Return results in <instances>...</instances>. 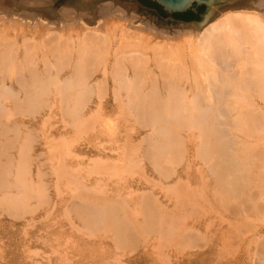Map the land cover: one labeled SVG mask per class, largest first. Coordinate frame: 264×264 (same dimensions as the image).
<instances>
[{
	"label": "bare ground",
	"instance_id": "1",
	"mask_svg": "<svg viewBox=\"0 0 264 264\" xmlns=\"http://www.w3.org/2000/svg\"><path fill=\"white\" fill-rule=\"evenodd\" d=\"M217 7L203 22H185L161 19L154 11L142 9L135 0H0V140L2 141L0 208L3 207L4 211L14 217H24L28 212L32 213L35 210L31 209L33 200L39 203L44 201V205L50 202L52 192H49L48 180H50L49 184L54 181L55 188L60 194L58 197L66 192L64 188L61 189L62 185L65 186V182L72 184V187L80 184L81 187H77L76 191L69 186V192L72 190L69 195L72 194L73 198L72 203L67 201L72 204L69 212H75L91 231L103 230L107 238L118 247L136 246L139 239L148 240L147 238L150 239L152 235L155 239H159L156 235L167 236L169 239V236L177 232V226L174 225L177 217L175 215L181 211L182 206L181 208L179 206L180 211L175 212L173 216L166 213L169 212L168 210L165 209L164 212L162 207L161 209L155 205V200L147 193L142 195L144 192L142 190L139 192L138 186L135 190L142 192L139 196L140 200L138 197L131 199L132 201L128 200L130 196L126 195L128 193L123 194L128 197L125 199L121 193L124 188L134 184L139 185L143 179L148 178L149 173H144L143 168L140 167L142 161H147L155 170V174L158 172L161 178L174 177L176 180L186 178L184 181L186 185L187 180V193L186 190L183 192L186 193L185 203L189 209L185 207L190 213L197 212L200 206L203 207L200 208L203 212L198 222H191L193 226H202L203 223H211L219 219L220 231L221 228L235 229L233 236L235 241L226 240L227 242L222 241L219 245L222 248H226L228 244L238 247L242 254L240 257H235L237 261L243 260V263H247L254 260V264H264V0L229 1L223 6V13L218 12ZM90 104L99 107L97 112L91 114L93 108L88 106ZM108 106L114 107L110 113L115 118L130 122L129 118L133 117L132 119H135L131 122L133 126L151 128L148 129V136L145 133L146 145L141 144L138 138L139 145H143L139 148L138 143L136 146L134 144L130 146L123 142V145L128 147L125 157L119 153L110 155L106 151L108 149L104 148L105 156H119V159L111 163L110 158L98 160L96 157L92 164H88L91 166L90 169L82 166L88 169L87 176L83 177L77 171L82 168L80 165L83 163L80 164V161L83 160L81 157L83 150H79V153L75 152L73 144L77 145V135L86 131L91 139L100 138L97 134H92L91 130L98 128V124L96 126L98 114L101 108ZM86 107L89 109L87 110ZM45 108L48 110L45 113L49 117L57 116L55 114L61 115H59L60 120L65 122V127L62 122L61 128L68 130L65 132H69L70 135L68 133L67 136L59 137L62 141L68 142L64 145V150H60L63 151L62 153H57V150L55 151L57 155L52 152L54 156H49L51 152L47 151L49 157L47 155L46 157L51 163L48 164V170L45 171L41 167L36 169L37 166L35 169L38 172L33 173L32 165L38 162V159L32 161L29 146L31 143L28 144L26 141L29 132H25L26 135L22 132L23 127L29 122L25 123L24 120L17 119L16 114L29 118L30 115L35 116V112ZM101 117L103 118L102 115ZM46 119L44 120L47 122L49 119ZM59 122L52 123L59 124ZM106 122L109 123L104 121L105 124ZM42 124L36 125L40 129V126L43 127ZM30 125L29 128L34 126L33 123L32 127ZM113 125L114 123L112 127ZM109 126L108 128H111ZM117 126H120V123ZM136 126L125 128V131L126 129L134 131ZM101 131L104 134L102 129ZM11 132L13 136L9 135ZM39 132L41 133L40 130ZM44 132L45 126L43 134ZM133 135L128 134L126 143L129 139L130 141L133 139ZM115 136L117 137L115 133H111L110 139L114 140ZM142 136L144 137V134ZM44 139L45 143L47 139ZM122 140L125 141V137ZM50 142L47 141L45 144H48L45 146ZM100 147L89 146L87 151L91 152ZM16 148L19 151L14 154L12 150L15 151ZM117 150L115 152H118ZM41 159L43 160L42 157ZM122 159L127 162L126 165ZM119 160L123 161V166ZM89 161L91 159L87 163ZM117 161L120 162L119 167ZM182 162L185 163L182 171L173 168L172 165L178 164L179 167ZM127 165H130V168ZM137 165L142 171L137 170L139 176L136 173L134 176L138 178H135L131 176V172H136ZM41 166L43 167L44 164ZM113 172L116 176H119L118 173L123 176L125 173V176L119 181L118 177H112ZM92 174L96 176L92 177ZM47 175H52L54 178L46 180ZM82 179L94 183L92 188L87 189V182L83 184ZM150 180L153 182V179ZM181 181L183 186L184 182ZM105 182L115 183L112 191L107 190L110 193L106 190L103 192L106 188L103 185ZM172 183L167 184L172 185ZM181 186L179 185V188ZM66 187L68 189V186ZM142 187L140 189H144L146 185ZM55 188L54 193L57 195ZM159 189L164 191L163 188ZM131 192L134 195L133 191ZM176 198L178 201V197ZM130 201L132 207L129 205ZM51 203H54V200H51L48 206L51 207ZM69 203L64 206L67 207ZM43 207L41 206L40 209L43 210ZM140 207L144 209L143 213L136 215ZM171 209L173 210L174 207ZM37 211L38 208L35 212ZM193 212L192 215L199 214ZM2 216L4 217V214ZM137 216L142 217L139 219ZM189 217L192 218L191 215ZM181 219L183 218L179 220ZM27 220L25 217L24 221L28 224ZM225 220L228 222L225 223ZM48 225L44 221V230ZM182 226L185 228L184 225ZM25 227L21 226V229ZM65 228L62 230L65 231ZM76 230L75 232H78V229ZM184 230L183 233L186 231ZM89 234L88 232L86 237H93L91 235L95 233ZM187 237H183L186 242L190 240V237ZM194 237L197 239L195 235ZM154 238L151 240L154 241ZM223 238L225 240V237ZM152 246L151 248L156 247V245ZM108 248L110 249V245ZM146 248L145 246L143 249ZM73 251H77L75 256L72 254L67 256L64 253L65 256L62 258L68 259L67 263L121 264L124 262L120 261L119 256V259L110 261L111 257L107 254L90 257L91 249L74 248ZM123 253L125 254L126 250ZM157 253L158 251L155 252V256ZM114 254L118 255V253ZM152 255L154 256V253ZM220 259L224 258L220 257ZM231 260L228 262H232ZM161 262L163 263L162 260Z\"/></svg>",
	"mask_w": 264,
	"mask_h": 264
},
{
	"label": "rangeland",
	"instance_id": "2",
	"mask_svg": "<svg viewBox=\"0 0 264 264\" xmlns=\"http://www.w3.org/2000/svg\"><path fill=\"white\" fill-rule=\"evenodd\" d=\"M229 1H233V0H229ZM228 1V2H229ZM135 2H137V4H138V6H140V7H142V9L144 8L146 11H154L157 15H159L160 16V18L161 19H170V20H176L175 18H173V17H167V18H164V17H162L159 13H157L154 9H150V8H147V7H145V6H143V5H141L137 0H135ZM227 3V2H226ZM224 5H226V4H221V5H219L218 7H217V11L218 12H220L221 11V13H223V6ZM222 6V7H221ZM149 9V10H148ZM173 18V19H172ZM184 21V20H183ZM193 21V20H192ZM194 21H196V20H194ZM199 22H203V21H199ZM92 104H90V105H88L89 107H91V108H93V112H91V114L92 113H95V112H97V110H98V108H97V106L95 105H93V106H91ZM89 107L87 108L86 107V109L88 110L89 109ZM116 107V106H115ZM96 108V111H94V109ZM101 108V107H100ZM112 108H114L113 106H108V107H103V108H101V110H100V114H98L99 116H98V118H97V122H96V126H97V124H98V128L97 129H95L94 131L93 130H91V133L92 134H97L100 138H97V139H91V137H90V135L88 134V132L86 133H82L81 135L80 134H78L77 135V137H76V141H77V145H75V143L73 144L74 145V147L76 148H74V151L75 152H77V153H79L78 151L79 150H83L81 153H82V155H81V157H83L82 159L83 160H81L80 161V164H84V163H86L87 165L89 164H92L93 163V161L95 160L94 158H96V157H98V158H96V159H98V160H101V158L103 159V158H105L104 160H108V158H110V160H111V163L114 161V160H117V159H119V156H117V157H109V156H105L106 154H105V152H103V149L104 148H106V149H108V150H106V151H108V153H110V155H118V153L119 154H123L124 155V157L126 156L125 154H126V150H127V146L126 145H130V146H132L133 144L136 146L137 145V143H138V148L139 147H142L143 145H146V140H144V138L145 137H147L149 134V130H151V128L150 127H142V126H136V125H134V126H136L135 127V129H133L134 131H132V129H130V130H128V129H126V131H125V128H129V127H134L133 126V123H131V122H134L135 121V119L133 120L132 118L133 117H130L129 118V120H130V122L129 121H126V120H121V119H117V118H115L113 115H111V111H112ZM45 109H46V111H45ZM45 109H42V110H40L39 112H35L34 114H35V116L32 114V115H30L29 116V118H28V116L27 117H22V116H20V114L18 115V114H16V118L17 119H22V120H24L25 121V123H27V122H29V123H27L26 124V126H24L23 127V130H22V132H29L27 135H28V137H27V143L29 142V143H31L29 146L31 147V150H30V153H31V158H32V161H37V159H38V162H32L33 163V165L32 166H34V167H32L33 169V173H37L38 172V170H36V169H38L39 167H41V169H44L45 171L46 170H48V168L47 167H49V165L51 164L50 163V161H48L47 160V157H46V155L48 154V152H51L50 153V155L49 156H54V154L56 153L55 151H57V153H62L60 150H64V145L65 144H67L68 142H64V141H62L61 140V138H59V137H61V136H65L66 134H68V133H66L68 130H66V132H65V130H63V128L65 127V122H63V120H60V114H55V115H57V116H55V115H52V116H55V117H49V116H47L46 115V113L45 112H47L48 110H47V108H45ZM44 110V111H43ZM104 110V111H103ZM103 111V112H102ZM42 112V113H41ZM57 113V112H56ZM110 113V114H109ZM38 114V115H37ZM40 114H43V115H40ZM89 114V113H88ZM87 114V115H88ZM103 114H105V115H103ZM107 114H109V115H107ZM40 115V116H39ZM60 115V116H59ZM101 115L103 116V118L101 117ZM32 116V117H31ZM38 116V117H37ZM42 116V117H41ZM45 116V117H44ZM88 116H90V114L88 115ZM107 117V119H106V117ZM35 117V118H34ZM57 117H58V119H57ZM113 117L115 118V119H113ZM37 118V119H36ZM40 118H42L43 120V122L41 121V119ZM45 118H47V119H52V120H48L47 122L44 120ZM62 118V117H61ZM101 118H102V120H101ZM36 119V120H35ZM38 119H40V120H38ZM46 119V120H47ZM104 119H106V120H104ZM110 119H112V121L110 120ZM132 120V121H131ZM27 121V122H26ZM38 121V122H37ZM60 121V122H59ZM98 121H101V122H98ZM104 121H108L109 123H107V124H105L104 123ZM113 121H115V122H113ZM124 121H125V123H124ZM52 122H54V123H58L59 122V124H54V123H52ZM62 122L64 123V127L63 128H61L62 126H63V124H62ZM103 122V123H102ZM111 122V123H110ZM117 122V124L119 125V123H120V126H117V124H115ZM128 122H129V124H128ZM32 123H33V125L34 126H37V125H41V123H43L42 125H43V129H44V126H45V132H44V134H43V129L41 128V126H40V129H39V127L37 126V127H35L34 128V126L32 125ZM39 123V124H38ZM47 123V124H46ZM51 123V124H50ZM112 123H114V125H113V127H112ZM33 126H31V125ZM37 124V125H36ZM50 124V125H49ZM53 124L55 125V126H53ZM111 125V126H109V125ZM123 124V125H122ZM124 124H125V126L126 127H124L123 128V126H124ZM127 124V125H126ZM136 124V123H135ZM29 125H30V127H32V128H29ZM52 125V126H51ZM104 125H106V126H104ZM49 126H50V128H49ZM95 126V127H96ZM100 126H104V127H100ZM108 126L109 127H111V128H108ZM128 126V127H127ZM54 127V128H53ZM57 127H58V129H57ZM118 127V128H117ZM28 128V129H27ZM99 128H100V130H99ZM121 128L124 130V132H123V130H121ZM142 128V129H141ZM144 128V129H143ZM35 129H37V130H35ZM41 131V133L43 134H41L40 132H39V130ZM42 129V130H41ZM49 129V130H48ZM60 129H62V130H60ZM101 129L103 130V133L104 134H102V131H101ZM110 129V130H109ZM118 129V130H117ZM149 129V130H148ZM33 130V131H32ZM48 130V131H47ZM51 130V131H50ZM53 130H55V132L53 131ZM110 131V133H108V132H106L105 133V131ZM139 130V131H138ZM143 130V131H142ZM34 131H36V133H37V135H36V133H34ZM120 131L123 133H120ZM127 131H129V133H127ZM132 131V132H131ZM136 131V132H135ZM148 131V132H147ZM33 132V133H32ZM46 132L48 133V134H46ZM118 132V133H117ZM24 133H23V135H24ZM32 133V134H31ZM55 133V134H54ZM100 135H99V134ZM111 133H115V135H117V137L115 136V138H114V140H111L110 139V134ZM141 133V134H140ZM144 134V137L142 136L143 134ZM145 133H146V135H145ZM33 134H35V135H33ZM85 134V135H84ZM122 134V135H121ZM128 134L129 135H133V134H135V135H133V139L130 141V139L128 140V143H126V139H127V136H128ZM9 135H12L13 136V132H11V133H9ZM25 135H26V133H25ZM34 137H33V136ZM69 135H70V133H69ZM68 135V136H69ZM109 135V136H108ZM124 135V136H123ZM44 136V137H43ZM67 136V135H66ZM88 136V137H87ZM103 136V137H102ZM105 136V137H104ZM41 137H43V139L45 138V139H47V141H48V143L50 142V141H53L54 140V142H50V148L48 147V146H45V145H47V144H45L47 141L45 140V143L43 142V139L41 138ZM83 137V138H82ZM124 137H125V141L124 140H122V139H124ZM29 138V139H28ZM34 138V139H33ZM89 138V139H88ZM118 138H119V140H118ZM137 138H138V140L140 139V143L141 144H143L142 146H140L139 145V142H138V140H137ZM143 138V139H142ZM37 139V140H36ZM50 139H52V140H50ZM60 139V140H59ZM84 139V140H83ZM107 139V140H106ZM122 141H121V140ZM35 140V141H34ZM42 140V141H41ZM60 142H59V141ZM96 140V141H95ZM99 140V141H98ZM106 140V142H103V141H105ZM117 140V141H116ZM142 140V141H141ZM33 141V142H32ZM40 141V142H39ZM56 141V142H55ZM58 141V142H57ZM62 141V142H61ZM79 141V142H78ZM84 141V142H83ZM98 141V142H97ZM120 141H121V144H120ZM135 141H136V144H135ZM1 140H0V146H1ZM35 142V144H32V143H34ZM39 142V143H38ZM81 142H82V144H81ZM103 142V143H102ZM107 142H111L110 144L109 143H107ZM126 144L125 146L123 145L124 143ZM130 142H132V143H130ZM143 142V143H142ZM28 143V144H29ZM37 143H38V145H39V147H38V145H37ZM52 143V144H51ZM57 143V144H56ZM62 143V144H61ZM102 145H101V144ZM104 143H106V144H104ZM130 143V144H129ZM61 145V146H59V145ZM84 144V145H83ZM117 144V145H116ZM35 145H37V146H35ZM44 145V146H43ZM93 145H97L98 147H100V148H95L94 150H92L91 152L90 151H87V150H89V146L90 147H92ZM119 145H121V147L119 146ZM122 145H123V147H122ZM33 146V147H32ZM80 146H82V148L80 147ZM119 146V147H118ZM35 147H37V148H35ZM47 147H48V149H47ZM78 147V148H77ZM33 148L35 149L34 151H33ZM118 148H120L119 150H117ZM121 148H123V149H121ZM15 149V148H14ZM14 149L12 150V152H14V154H15V152L16 153H18V148H16V150L14 151ZM46 149V150H45ZM110 149V150H109ZM77 150V151H76ZM113 150H114V152L117 150L118 152H113ZM120 150H123V152L121 151L120 152ZM38 151H40V152H38ZM42 151V152H41ZM48 151V152H47ZM86 151V152H85ZM95 151H97V153H95ZM111 151V152H110ZM40 153V154H38V153ZM46 153V154H44V153ZM54 154H53V153ZM36 153V154H35ZM117 153V154H116ZM37 154H38V156H37ZM42 154V155H41ZM43 154H44V156H43ZM86 154V155H85ZM36 155V157L34 158V156ZM41 155V156H40ZM55 155H57V154H55ZM101 155V156H100ZM48 156V155H47ZM48 156V157H49ZM105 156V157H104ZM41 157L43 158V160L45 161H43L42 159H41ZM80 157V158H81ZM92 157H93V160H92ZM122 157V156H121ZM4 159H5V156L3 157ZM45 158V159H44ZM85 158V159H84ZM100 158V159H99ZM34 159V160H33ZM89 159H91V161H89V163H87L88 162V160ZM39 160H41V161H39ZM123 160V159H122ZM119 161H121V160H119ZM119 161H117V166L119 165ZM123 161H125V160H123ZM123 161H121L122 163H121V165L123 166ZM41 162V163H40ZM92 162V163H91ZM43 165L44 164V166L42 167L41 165ZM43 163V164H42ZM50 163V164H49ZM126 161L124 162V165H126ZM49 164V165H48ZM80 165L81 167L82 166H85V168H88V169H90V167L91 166H87V165ZM46 165V166H45ZM144 165H147V166H144ZM176 165H177V167H176ZM38 166V167H37ZM120 166V165H119ZM118 166V167H119ZM128 167L130 166V165H127ZM138 166V165H137ZM173 166V168H177L178 170H183V167L185 166V163L184 162H182V164L180 165L179 164V167H178V164H175V165H172ZM35 167H37L36 169H35ZM140 167H142L143 169V172L145 173H149L148 174V178L145 180V179H143L141 182V184H139V185H137V184H134V185H131L130 187L133 189H129L130 187H127V188H124L123 190H122V195L123 194H125V193H128V194H126L127 196L128 195H130L129 196V199H128V197L126 196H124L123 195V197H125V199H128V200H131V199H137V197L139 198V200H140V198L141 197H139V196H141V193L142 192H144V193H142V195H144V194H146L147 193V195L151 198H153L154 200H155V205H157V206H159L160 208L162 207L163 208V211L164 212H166V210H168L169 212H166L167 214H169V215H175V212L177 213V211H180V208H181V206H182V208H183V210H185L184 212H183V210H182V208H181V211L179 212V213H177V215H175V217H176V222L174 223V225H175V227L177 228V232H176V234L177 233H179V228H181L180 229V233H182V234H177L178 236H180V238H178V236L176 237V234H174L173 236H169V239H168V237L167 236H160V235H158V237H157V235H156V238H159V239H155L153 236L154 235H152V236H150V239L149 238H147L148 240H146V238H144L145 240H143V238L142 239H139V241L136 243V246H130V245H123V246H120V247H118L117 245H116V243H114L110 238H107V235L106 234H104L105 232L103 231V230H99V229H97V230H95V231H91L90 229H88L85 225H84V223L76 216V214H75V212H69V209H70V206L72 205L71 203H72V201H73V198H72V194L71 195H69V193H72L71 191L73 190H77V187H81V186H79L80 184H77V185H73L74 187H72V184H70L69 185V182H65V186H68V189H67V187L65 188V186L64 185H60L61 186V189H65V191L67 192L68 191V195L66 194V192L64 193V194H66V195H64V194H62V196H59L58 197V195H60V194H58V192H57V190H56V188H55V183H53L54 181H51V184H49V182H50V180H48L49 178L51 179H53L54 178V176H52V175H50V176H46L45 178H46V180H48V189H49V192L51 193V197H54V198H52L51 199V197H50V202H51V200L53 201L54 200V203H51V207L50 206H48V205H50L49 203H47L46 205H44V201H42L43 203H39V202H36L35 200H33V202H32V206H31V209L32 210H34V211H32V213L31 212H28L27 214H25L24 215V217H14L13 215H11L10 213H8V212H6V211H4V209H3V207H1L0 208V216H1V218H0V264H58V262H59V264H74V263H71V262H68L67 263V261L66 260H68V259H63L62 257L63 256H65V254H67V256H69L70 254H72V255H74L75 256V253L77 252H75V251H73V249L74 248H78V249H82V250H84V249H87V250H90L91 249V253L89 254V256L90 257H97V256H105L106 254L107 255H110V261H114L116 258L117 259H121L120 261L121 262H123L124 264H245L246 262H244L243 263V260L241 261H237L236 260V258L235 257H240L241 256V254H242V252H241V250L238 248V247H235V246H233V245H231V244H228V246L226 247V248H222L219 244H221V242L222 241H235V237H233L234 235H235V229L233 230V229H230V230H227L226 228H221L222 230L220 231V225L219 224H221L220 223V220L219 219H216L215 221H213V222H211V223H203L202 224V226H199V225H197V226H193L192 224H191V222L192 221H197L198 222V219H200V215L202 214V212L203 211H201L202 209H203V207L202 206H200V208H202V209H197L198 211L196 212H193V214H195V213H199L198 215H192V212L190 213V210H188L189 209V207H188V205L185 203V198H186V193H187V189H186V186H187V180H186V185H185V177H183L182 179H177L176 180V178H174V177H172V178H164V177H162V178H164L163 180H162V178L160 177V174L158 173V172H156V174H155V170H153V168H152V166L149 164V163H147V161H142L141 163H140ZM146 167V168H145ZM84 167H82L81 169H82V171H81V169H78L77 171H78V173H80L81 174V176H83V177H85V176H87V170L88 169H85ZM130 168V167H129ZM139 168V166L138 167H136L135 168V171L136 172H134V173H132L131 172V176L132 177H135V178H138L136 175H138L139 176V173H138V171H142L141 169H138ZM150 168H152L151 170H150ZM144 169H145V171H144ZM138 170V171H137ZM172 170V169H171ZM181 170V171H182ZM148 171V172H147ZM137 173V174H136ZM152 173H154V174H152ZM119 174V176H116L115 174H114V172L112 173V175H114V176H112L113 178H117L119 181L120 180H122L123 178H124V176H125V173H124V176L122 175V174H120V173H118ZM134 174H136L135 176H134ZM122 175V176H121ZM159 176V178H158V176ZM94 176H96L95 174H92V177H94ZM116 176V177H115ZM151 176L153 177V178H151ZM157 176V177H156ZM127 177H130V176H128L127 175ZM149 177H150V179H153V182H151V180L149 179ZM176 177V176H175ZM154 178H156V180L154 179ZM158 178V179H157ZM133 179V178H132ZM166 179H167V181H166ZM162 181V183H161V181ZM181 180H183V182H184V185L183 186H181L183 183H182V181ZM82 181V183L84 184L85 182H87V189H89L90 187L92 188V184H94V183H91V182H89V181H84L83 179L81 180ZM84 181V182H83ZM144 181V182H143ZM148 181V182H147ZM160 181V182H159ZM176 181H177V183H176ZM179 181H180V183H179ZM153 183L152 185H151V183ZM176 184L175 186H174V184ZM67 183H68V185H67ZM147 183V184H146ZM150 183V184H149ZM156 183H158V184H156ZM166 183V184H165ZM167 183H172V185L171 184H167ZM115 184V183H114ZM114 184H112V183H106L105 182V184H103V185H105L106 186V188L105 189H103V192L106 190V192L107 193H110V192H108L109 190L110 191H112L113 190V188H114ZM144 184V185H143ZM149 184V186H147ZM82 185V184H81ZM145 185H146V187H145ZM157 185V186H156ZM158 185H161L162 187H159ZM179 185L181 186V187H184V189L183 188H179ZM52 186V187H51ZM64 186V187H63ZM69 186H71V188H72V190L69 192V189H70V187ZM104 186V187H105ZM133 186V187H132ZM138 186V187H137ZM143 186V187H145L144 189H140L141 187ZM150 186L152 187V188H150ZM156 186V187H155ZM76 187V188H75ZM103 187V188H104ZM112 187V188H111ZM135 187H137L138 188V191L140 192L141 190H142V192L141 193H139L138 191H136L135 189H137V188H135ZM140 187V188H139ZM142 187V188H143ZM149 187V188H148ZM155 187V188H154ZM158 187V188H157ZM51 188V189H50ZM54 188H55V190H56V194L57 195H55V191H54ZM90 188V189H91ZM157 188V189H156ZM159 188H163L162 190H164L163 192L161 191V189H159ZM170 188V189H169ZM174 188H178V190H176V189H174ZM53 189V190H52ZM112 189V190H111ZM149 189V190H148ZM151 189H155L154 191L153 190H151ZM159 189V190H158ZM169 189V190H168ZM183 189V190H182ZM108 190V191H107ZM126 190V191H125ZM143 190H145V191H143ZM167 190V191H166ZM173 190V191H172ZM186 190V193L185 192H183V191H185ZM131 191H133V193H134V195L132 194V192ZM171 191V192H170ZM180 191V192H179ZM183 193H182V192ZM102 192V191H101ZM100 192V193H101ZM102 192V193H103ZM135 192L137 193V194H135ZM162 192V193H161ZM168 194H167V193ZM173 195H171L170 193ZM49 193V194H50ZM54 193V194H53ZM130 193V194H129ZM158 195V194H160V195H156V194ZM175 193V194H174ZM132 194V195H131ZM167 195L166 197H165V195ZM178 194H179V196H178ZM182 194H183V197H182ZM135 195H137V196H135ZM154 195V196H153ZM176 195V196H175ZM65 196H67V197H65ZM71 196V197H70ZM135 196V197H134ZM157 196V197H156ZM172 196V197H171ZM58 199H57V198ZM131 197V198H130ZM133 197V198H132ZM164 197V198H163ZM168 197V198H167ZM176 197H178V201H177V198ZM71 198V199H70ZM151 198V199H152ZM157 198V199H156ZM158 198H160V199H158ZM172 198V199H171ZM176 198V199H175ZM56 200V201H55ZM69 200V202H71V203H69V202H67ZM157 200H159V201H157ZM170 200H172L171 202H168V201H170ZM184 200V201H183ZM62 201V202H61ZM132 201V200H131ZM130 201V206L132 207V202ZM162 203H161V202ZM176 201H177V203H176ZM55 202H56V204H55ZM160 202V203H159ZM180 202V203H179ZM34 203H36V205L34 204ZM39 203V204H38ZM62 203V204H61ZM69 203V205L67 206V207H65L67 204ZM174 203V204H173ZM178 203H179V205H178ZM181 203H183L182 205H180ZM52 204H54V205H52ZM61 204V205H60ZM167 206V208H166V206ZM38 205V206H37ZM65 205V206H64ZM176 205V206H175ZM183 205H184V207H183ZM34 206H35V208H34ZM43 207V206H45V207H43V210L45 211V212H43V210H42V208L40 209V207ZM60 206H63V208L61 207L60 208ZM169 206V207H168ZM179 206H180V208H179ZM188 208H186V207ZM55 207H56V209H55ZM173 208L174 207V209L172 210L171 208ZM37 208H38V211L37 212H35L36 210H37ZM51 208V209H50ZM161 208V209H162ZM170 208V209H169ZM58 209H60V211L58 210ZM166 209V210H165ZM179 209V210H178ZM40 210V211H39ZM42 210V211H41ZM51 210V211H50ZM138 210V209H137ZM143 208H139V210L138 211H136V215H138L139 213H143ZM48 211H50V212H48ZM56 211V212H55ZM174 211V212H173ZM186 211H187V213H186ZM40 212H41V214H40ZM188 212H189V215H188ZM45 213H47V214H45ZM182 213V214H181ZM184 213H186V214H184ZM2 214H4V217L2 216ZM6 214V215H5ZM30 216H32V217H29V215ZM51 214V215H50ZM71 214H73L72 216H71ZM179 214H180V216H179ZM28 215V216H27ZM44 215H47V216H44ZM50 215V216H49ZM55 215V216H54ZM59 215V216H58ZM183 215H184V217H185V222H184V217H183ZM186 215H188L187 216V219H186ZM192 216V218L191 217H189V216ZM56 216H58V218L56 219ZM10 219H9V218ZM12 217V218H11ZM14 217V218H13ZM25 217H26V220L29 218V219H31V221L29 222V219L27 220L28 221V224L27 223H25ZM35 217V218H34ZM40 217V218H39ZM47 217V218H46ZM71 217V218H70ZM78 220V222H77V220H75V218ZM137 217H139V219L142 217V216H137ZM6 218V219H5ZM21 218V219H20ZM23 218V219H22ZM73 218H74V223H73ZM180 218H183V219H181V220H179ZM8 219V220H7ZM16 219V220H15ZM33 219H35V220H33ZM55 219V220H54ZM177 219H178V221L180 222H178L177 221ZM19 220H21V221H19ZM69 220V221H68ZM5 221V222H4ZM26 221V222H27ZM34 221V222H33ZM44 221H46V223H48L49 225H48V227L47 228H45V230H44ZM55 221V222H54ZM72 221V222H71ZM79 221H80V223H79ZM11 222V223H10ZM15 222V223H14ZM66 222V223H65ZM228 221L227 220H225V223H227ZM33 223V224H32ZM51 223V224H50ZM54 223V224H53ZM73 223V224H72ZM176 223H178V224H176ZM184 223V224H183ZM23 224V225H22ZM77 224H78V226H79V228H78V226H77ZM83 226H82V225ZM6 225V226H5ZM52 225H54V226H52ZM72 225V226H71ZM181 225H184L185 226V228L182 226L181 227ZM21 226H23V227H25V229H21ZM29 226V227H28ZM56 226V227H55ZM58 226V227H57ZM62 226V227H61ZM189 227L188 229H187V227ZM206 226V227H205ZM211 226V227H210ZM33 229H32V228ZM49 227H51L50 229H48ZM67 229H66V228ZM76 227V228H75ZM83 227V228H82ZM65 228V231L64 230H62V229H64ZM85 228V229H84ZM186 230H184V229ZM191 228H193V230L191 229ZM209 228V229H208ZM54 229V230H53ZM76 229H78V232H75V231H77ZM185 231V233H183V230ZM194 229H195V231H194ZM23 230H25V231H23ZM26 230H27V232H26ZM61 230V231H60ZM66 230H68V232L66 231ZM84 230V231H83ZM188 230V231H187ZM212 232H211V231ZM45 231H48V233L50 234L51 233V235H49L47 232H45ZM53 231V232H52ZM80 231V232H79ZM82 231V232H81ZM86 231V232H85ZM207 231V232H206ZM210 231V232H209ZM228 231H231L230 233L228 232ZM1 232H3V233H1ZM61 232V233H60ZM73 232V233H72ZM88 232L91 234H94V235H96V237L94 236V235H91V236H93V237H86V236H88ZM98 232H100V234L98 233ZM21 233V234H20ZM27 235H26V234ZM45 233H47V234H45ZM53 233V234H52ZM60 233V234H59ZM66 233V234H65ZM76 233V234H75ZM78 233V234H77ZM81 233V234H80ZM83 233V234H82ZM98 233V234H97ZM234 233V234H233ZM2 234V235H1ZM25 234V235H24ZM58 236H57V235ZM65 234V235H64ZM89 234V235H90ZM185 234H187V235H185ZM20 235H21V237H20ZM49 237H48V236ZM78 235V236H77ZM185 238V237H190V240H188L187 242L186 241H184V239H183V237ZM194 235L196 236V238L197 239H195V237H194ZM205 235H206V237H205ZM210 235V236H209ZM224 235V236H223ZM39 236H41V238H39ZM68 236H70V237H68ZM80 236V237H79ZM209 236V237H208ZM214 236V237H213ZM12 237H14L13 239H12ZM48 237V238H47ZM51 237V238H50ZM59 237V238H58ZM78 237H79V239H78ZM149 237V236H148ZM174 237H176L174 240H173V238ZM187 237V238H188ZM194 237V238H193ZM223 237H225V240H224V238ZM24 238V239H23ZM47 238V239H46ZM58 238V239H57ZM70 238H71V240H70ZM91 238V239H90ZM97 238V239H96ZM152 238H154L155 240L154 241H152L151 239ZM162 238H163V240H162ZM172 238V239H171ZM208 238H209V240H208ZM223 238V239H222ZM11 239V240H10ZM53 239V240H52ZM66 239V240H65ZM76 239V240H75ZM106 239V240H105ZM165 239V240H164ZM166 239H168L167 241L170 243L171 241L170 240H172V242L169 244L167 241H166ZM177 239V240H176ZM192 239V240H191ZM200 239V240H199ZM203 239V240H202ZM23 240V241H22ZM27 240V241H26ZM49 241V242H47V241ZM55 240V241H54ZM64 242H63V241ZM140 240H141V242H140ZM143 240V241H142ZM151 240V241H150ZM162 240V241H161ZM194 240V241H193ZM76 241H78V242H76ZM82 241H84L83 243H82ZM159 243H158V242ZM182 241H184V242H182ZM190 241H191V243H190ZM193 241V242H192ZM200 241V242H199ZM226 241V242H227ZM75 242V243H74ZM88 244H87V243ZM149 242V243H148ZM160 242L162 243V244H160ZM176 242V243H175ZM210 242V243H209ZM66 243V244H65ZM72 243V244H71ZM76 243H78L77 245H76ZM80 243V244H79ZM84 243H86V245H84ZM98 243L100 244V245H98ZM147 243V244H146ZM184 243V244H183ZM189 243V244H188ZM204 245H206V246H204ZM206 243V244H205ZM48 244V245H47ZM55 244V245H54ZM61 244V245H60ZM83 244V245H82ZM90 244H92V245H90ZM95 244H97V245H95ZM142 244V245H141ZM146 244V245H145ZM186 244V245H185ZM46 245V246H45ZM75 245V246H74ZM109 245H110V249L108 248L109 247ZM115 245V246H114ZM155 246L156 245V247H154V248H151V246ZM161 247H160V246ZM186 247H185V246ZM188 245V246H187ZM56 246V247H55ZM60 246H62V247H64V248H61ZM72 247V248H70V247ZM78 246H80V248L78 247ZM100 246H101V248H100ZM126 246H128V247H126ZM145 246L147 247L146 249H143V248H145ZM152 246V247H153ZM165 246V247H164ZM204 246V247H203ZM90 247V248H89ZM105 249H104V248ZM118 247V248H117ZM150 247V248H149ZM164 247V248H163ZM173 247L176 249H173ZM178 247H179V250H178ZM221 247V248H220ZM84 248V249H83ZM118 250H116V249ZM185 248V249H184ZM236 248V249H235ZM121 249V250H120ZM128 249V250H127ZM151 249H154V250H151ZM166 249H167V251H166ZM224 249V250H223ZM239 249V251H237ZM69 250V251H68ZM125 250H126V253L124 254L123 252H125ZM132 250V251H131ZM158 251V253L156 254L157 256H155V252H157ZM160 250H162L161 252H160ZM165 252H164V251ZM177 250H178V252H177ZM181 250V251H180ZM185 250V251H184ZM219 250H221V252H219ZM71 251V252H70ZM93 251V252H92ZM100 251V252H99ZM119 251H120V253H123V254H120L119 253ZM150 251V252H149ZM224 251V252H223ZM228 251V252H227ZM236 251V252H235ZM3 252V253H2ZM70 252V253H69ZM97 252H99V253H97ZM104 252V253H103ZM118 253V255H116V254H114V253ZM160 252V253H159ZM169 252V253H168ZM219 252V253H218ZM238 252V253H237ZM52 253V254H51ZM65 253V254H64ZM109 253V254H108ZM113 253V254H112ZM147 253V254H146ZM154 253V256L152 255ZM189 253V254H188ZM221 253V254H220ZM235 255H234V254ZM60 256H59V255ZM62 254V255H61ZM120 254V255H119ZM161 254V255H160ZM162 254H164V255H162ZM167 254V256H165ZM182 254V255H181ZM188 254V255H187ZM220 254V255H219ZM225 254V255H224ZM123 255H124V257H123ZM129 255V256H128ZM234 255V256H233ZM74 256H72V259H73V257ZM113 256V257H112ZM118 256H119V258H118ZM150 256V257H149ZM164 256H165V258H164ZM229 256V257H228ZM52 257H54V258H52ZM57 257V258H56ZM218 257V258H217ZM220 257H222V258H224V259H220ZM56 258V259H55ZM161 258V259H160ZM48 259H50V260H48ZM51 259H53V260H51ZM63 259V260H62ZM112 259H114V260H112ZM159 260V262H157L158 260ZM165 259V260H164ZM230 259H232L231 261L232 262H228V260H230ZM58 260V261H57ZM161 260L163 261V263L161 262ZM170 261V262H168L167 263V261ZM51 261V262H50ZM57 261V262H56ZM165 261H166V263H165ZM50 262V263H49ZM56 262V263H55ZM64 262V263H63ZM126 262V263H125ZM238 262V263H237ZM241 262V263H240ZM252 262V264H254V260H252L251 261ZM251 262H247L246 264H251ZM123 263H121V264H123ZM89 264H91V262L89 263ZM92 264H94V263H92ZM120 264V263H119Z\"/></svg>",
	"mask_w": 264,
	"mask_h": 264
},
{
	"label": "water",
	"instance_id": "3",
	"mask_svg": "<svg viewBox=\"0 0 264 264\" xmlns=\"http://www.w3.org/2000/svg\"><path fill=\"white\" fill-rule=\"evenodd\" d=\"M137 1L141 5L147 8L154 9L164 18L173 17L176 20H182V19L177 17L174 13H184L190 9L195 10L194 8L195 4L205 5L206 8L203 10V12H201L199 16L200 18L196 20V21H203L215 7L229 0H150L159 4L163 9L157 7L156 5L151 4L149 1L146 0H137ZM185 22H190V21H185Z\"/></svg>",
	"mask_w": 264,
	"mask_h": 264
},
{
	"label": "trees",
	"instance_id": "4",
	"mask_svg": "<svg viewBox=\"0 0 264 264\" xmlns=\"http://www.w3.org/2000/svg\"><path fill=\"white\" fill-rule=\"evenodd\" d=\"M146 1H149L151 4L153 5H156L157 7H160L162 8L159 4H157L156 2H153V1H150V0H146ZM163 9V8H162ZM191 9L188 10L187 12H184V13H174L177 17H179L180 19L182 20H185V21H191V20H197L199 19L200 17L198 16H195V15H190L188 13H190Z\"/></svg>",
	"mask_w": 264,
	"mask_h": 264
},
{
	"label": "flooded vegetation",
	"instance_id": "5",
	"mask_svg": "<svg viewBox=\"0 0 264 264\" xmlns=\"http://www.w3.org/2000/svg\"><path fill=\"white\" fill-rule=\"evenodd\" d=\"M228 2V1H227ZM224 4H226V2L224 3ZM194 8H195V10H192L191 9V11H190V13H188V14H190V15H195V16H200V14H201V12H203V10L206 8L205 7V5H194Z\"/></svg>",
	"mask_w": 264,
	"mask_h": 264
}]
</instances>
